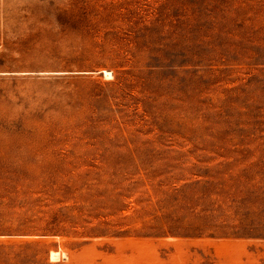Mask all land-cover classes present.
I'll use <instances>...</instances> for the list:
<instances>
[{
	"label": "rangeland",
	"instance_id": "374dc122",
	"mask_svg": "<svg viewBox=\"0 0 264 264\" xmlns=\"http://www.w3.org/2000/svg\"><path fill=\"white\" fill-rule=\"evenodd\" d=\"M0 264H264V0H0Z\"/></svg>",
	"mask_w": 264,
	"mask_h": 264
},
{
	"label": "bare ground",
	"instance_id": "6f19581e",
	"mask_svg": "<svg viewBox=\"0 0 264 264\" xmlns=\"http://www.w3.org/2000/svg\"><path fill=\"white\" fill-rule=\"evenodd\" d=\"M105 74H110V72L105 71ZM57 255V254H56Z\"/></svg>",
	"mask_w": 264,
	"mask_h": 264
}]
</instances>
